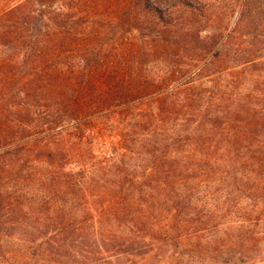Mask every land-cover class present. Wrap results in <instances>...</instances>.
<instances>
[{
  "label": "trees",
  "instance_id": "1",
  "mask_svg": "<svg viewBox=\"0 0 264 264\" xmlns=\"http://www.w3.org/2000/svg\"><path fill=\"white\" fill-rule=\"evenodd\" d=\"M205 2L0 7V264L261 258L264 0Z\"/></svg>",
  "mask_w": 264,
  "mask_h": 264
},
{
  "label": "rangeland",
  "instance_id": "2",
  "mask_svg": "<svg viewBox=\"0 0 264 264\" xmlns=\"http://www.w3.org/2000/svg\"><path fill=\"white\" fill-rule=\"evenodd\" d=\"M207 4L211 5L213 8L217 9V11L220 12H226L224 16L226 17L227 14L231 12L230 9L231 7L239 4V0H205ZM241 1V0H240ZM7 4V0H0V7H4L3 5ZM234 13L230 14L228 16L227 20H230L231 26H233L235 20H236V15H233ZM223 14H220V16ZM260 253H261V258L256 261L251 262L250 264H264V246L260 248Z\"/></svg>",
  "mask_w": 264,
  "mask_h": 264
}]
</instances>
